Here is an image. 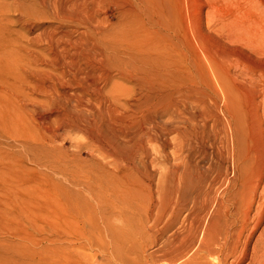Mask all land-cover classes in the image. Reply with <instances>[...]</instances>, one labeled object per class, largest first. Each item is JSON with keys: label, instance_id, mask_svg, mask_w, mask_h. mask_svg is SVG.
<instances>
[{"label": "bare ground", "instance_id": "1", "mask_svg": "<svg viewBox=\"0 0 264 264\" xmlns=\"http://www.w3.org/2000/svg\"><path fill=\"white\" fill-rule=\"evenodd\" d=\"M37 1L58 23L0 32V190L55 113L26 153L52 229L0 264H264V0Z\"/></svg>", "mask_w": 264, "mask_h": 264}, {"label": "rangeland", "instance_id": "2", "mask_svg": "<svg viewBox=\"0 0 264 264\" xmlns=\"http://www.w3.org/2000/svg\"><path fill=\"white\" fill-rule=\"evenodd\" d=\"M0 9L3 11L0 32L9 46H12L13 39L17 36H19L22 43L25 41L26 35L27 38L38 36L41 30L40 27H36L38 24L46 26L50 23H58L47 10L40 7L37 0H0ZM113 22H116V19ZM217 33L215 34L217 35ZM25 78L26 72L24 71V81H26ZM49 84L46 83V86ZM39 94L40 97L44 98L43 92ZM48 118L49 125H42V123L33 119L28 112L23 113L20 138L23 137L30 144L28 148H22L20 157H24L23 161H20V157L19 160L17 158L14 160L13 151L8 146H4V150L10 155V165L17 166V164L23 163L24 168L21 171L24 172V175L9 178V180H6V186L0 190V247H5L8 244H27L35 248L38 244L50 243L48 237H50L52 227L45 226H48L52 211L46 203L45 197L41 195L48 184L44 182L43 178L45 170L37 168L26 159V153L30 151L49 154L51 145L47 143V140H49L48 129L56 125L55 118L57 117L55 113H51ZM44 138L46 139L43 140ZM86 140L85 135L82 133L61 129L60 135L51 143L54 145L65 143L71 152L76 149L72 141L86 142ZM83 157L90 159L91 156L88 152H85ZM38 173L41 175H38ZM144 237L146 238V235ZM95 238L96 236L94 237L95 244L84 248L82 253L91 258L96 255L100 259V252L96 248L99 240ZM16 247L17 249L20 248V246ZM148 249L151 250L152 246H149ZM4 251L0 252V260L3 259ZM7 251L11 256L17 258L13 253H18L14 252L13 248Z\"/></svg>", "mask_w": 264, "mask_h": 264}]
</instances>
